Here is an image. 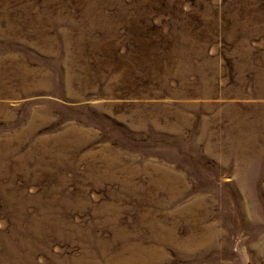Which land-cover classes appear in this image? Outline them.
<instances>
[{
  "label": "rangeland",
  "instance_id": "1",
  "mask_svg": "<svg viewBox=\"0 0 264 264\" xmlns=\"http://www.w3.org/2000/svg\"><path fill=\"white\" fill-rule=\"evenodd\" d=\"M0 264H264V0H0Z\"/></svg>",
  "mask_w": 264,
  "mask_h": 264
}]
</instances>
